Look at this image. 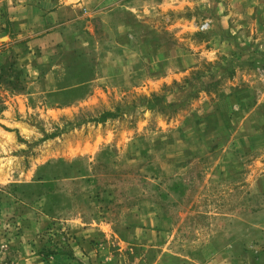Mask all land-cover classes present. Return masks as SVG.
<instances>
[{"label":"rangeland","instance_id":"rangeland-1","mask_svg":"<svg viewBox=\"0 0 264 264\" xmlns=\"http://www.w3.org/2000/svg\"><path fill=\"white\" fill-rule=\"evenodd\" d=\"M254 5L0 0V264H264Z\"/></svg>","mask_w":264,"mask_h":264},{"label":"crops","instance_id":"crops-1","mask_svg":"<svg viewBox=\"0 0 264 264\" xmlns=\"http://www.w3.org/2000/svg\"><path fill=\"white\" fill-rule=\"evenodd\" d=\"M230 3H233L236 7L240 8L241 10L237 9L234 6V9L238 11L243 12H249L250 7L253 10L255 9L254 3L262 2L264 0H228ZM241 5V6H240ZM41 6H43L41 4ZM247 7V8H246ZM37 16V25L34 28L37 32H43L44 26L47 24H54L56 20H61L62 14L60 11L53 10L49 12H42L38 11ZM258 15V14H257ZM260 18L264 17V14L258 15ZM15 20V19H14ZM264 24V21H263ZM47 28V27H46ZM264 30V29H263ZM258 99L257 104L254 105V108H252L251 111H249L247 114H245L244 118L240 119L237 126L233 129L236 131L234 133L235 136H240L242 139H246V143L248 147H256L260 146L264 148V89L258 92ZM241 94H238V96L235 99H239L241 97ZM237 101V100H236ZM236 102L232 105L236 106ZM263 108V109H262ZM238 109V108H237ZM244 132V133H243ZM244 134L242 137L241 134ZM238 144L239 142L236 141ZM256 185V190L260 195H264V173L258 176L256 179V182L254 183Z\"/></svg>","mask_w":264,"mask_h":264},{"label":"trees","instance_id":"trees-1","mask_svg":"<svg viewBox=\"0 0 264 264\" xmlns=\"http://www.w3.org/2000/svg\"><path fill=\"white\" fill-rule=\"evenodd\" d=\"M184 83H187V82L185 81ZM175 85H176V88L178 89V92H179V93H183V92H185V90L182 89V86H180L179 84H176V83H175ZM180 99H182V96L180 97ZM143 100H144V99H143ZM152 100H155V98L152 97L150 100H144L143 103L146 104V105H150V104L152 103ZM181 104H183V103H181ZM181 104H179V106H180ZM176 106H178V105H174V104H167V105H166V107L170 110V112H173V113H175V112L177 111V107H176ZM116 116H117V113L105 112V113H103L98 119L93 120V121L96 122V123H103V122H105L107 119H113V118H115ZM62 252H63L64 254H63V253H60V254H62V255H66L67 257L69 256L68 253L65 252L64 250H62Z\"/></svg>","mask_w":264,"mask_h":264},{"label":"built area","instance_id":"built-area-1","mask_svg":"<svg viewBox=\"0 0 264 264\" xmlns=\"http://www.w3.org/2000/svg\"><path fill=\"white\" fill-rule=\"evenodd\" d=\"M209 27L208 23H203L202 25H200V31H205L207 30Z\"/></svg>","mask_w":264,"mask_h":264}]
</instances>
